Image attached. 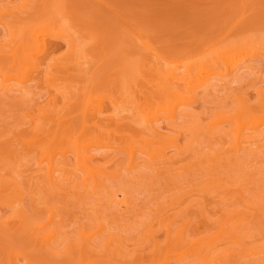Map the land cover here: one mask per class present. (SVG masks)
<instances>
[{"label":"rangeland","instance_id":"obj_1","mask_svg":"<svg viewBox=\"0 0 264 264\" xmlns=\"http://www.w3.org/2000/svg\"><path fill=\"white\" fill-rule=\"evenodd\" d=\"M47 24L55 33L70 28L81 46L80 59L78 47L62 38L52 56L53 46L38 52L49 61L34 55L43 69L59 71L54 79L27 65L18 42L23 31ZM234 45L244 52L219 65L224 78L211 73L183 85L186 101L170 111L153 64L178 66L185 75L186 66L192 71L199 59ZM263 45L264 0H0V68L19 70L16 81L0 85V264H264V135L238 148L234 131L245 111L264 123ZM69 58L74 68L64 73ZM92 97L100 99L94 113L101 117L93 125L107 127L111 140L88 121ZM116 107L126 109L119 128L108 125ZM146 121L163 140L145 129ZM66 127L92 139L93 164L106 171L99 167L97 189L83 184L69 154L57 153L52 182L47 161L39 164L42 140ZM154 150L165 156L150 157ZM15 181L17 203L10 196ZM116 193L125 198L115 200ZM42 225L43 234L55 235L45 246Z\"/></svg>","mask_w":264,"mask_h":264},{"label":"bare ground","instance_id":"obj_2","mask_svg":"<svg viewBox=\"0 0 264 264\" xmlns=\"http://www.w3.org/2000/svg\"><path fill=\"white\" fill-rule=\"evenodd\" d=\"M18 20V19H17ZM44 23V22H43ZM43 23L41 24V25H43ZM48 23H49V21H48ZM6 24V23H5ZM44 24H46V21H45V23ZM50 24H52V23H49V25ZM10 25H11V23H10ZM40 25V26H41ZM54 25V24H53ZM52 25V26H53ZM59 25V24H58ZM57 24H56V26H58ZM40 26H38L39 28H41ZM44 26H46V25H44ZM43 26V27H44ZM62 26V25H61ZM61 26H59V27H61ZM10 27V26H9ZM36 28V27H34V29L32 28V29H30L28 32H24L23 31V36L22 35H20V36H22L23 37V39H22V37H19L20 39H22L21 41L18 39V42H21L20 43V47H21V49H22V51H23V53H24V60L27 62V65L28 66H31V67H34L35 66V68L39 71V72H41L42 73V71H44L42 74L44 75H42V74H40L43 78H48L47 76H49V77H53V79H54V77L56 76V74L59 72V71H56L57 73L55 74V76H54V74L52 73L53 71V69L51 68H44V69H48V70H50V72L49 71H47V70H44L42 67H41V63L39 62V63H35V59H32V58H34V55L35 54H37L38 52H40L41 53V51L42 50H45V49H47L48 47L51 49L52 48V46H53V48L51 49V51H53V52H51L50 53V50L49 51H47V52H49L50 54H49V56H52L51 54H53L54 53V50L56 49V47H55V49H54V45H56L57 43V40H59L60 38H62L67 44H69V45H73V47H78V48H76L75 49V52H74V55H75V53L77 54V55H75L76 56V58L77 59H80V57H78V55H80V52L78 53V52H76V50H78V49H81V46H77L76 44H75V39L76 38H74L75 36L73 35L74 33H72L71 32V29L70 28H68V29H70V30H68L65 26V29H61L60 28V31H58V32H56L55 33V31H53V30H51V29H53L54 27H55V25L51 28V26H50V28L51 29H49L48 27V24H47V29H45V28H41V29H39V28ZM36 28V29H35ZM49 29V30H48ZM67 29V30H66ZM51 30V31H50ZM64 30V31H63ZM53 31V32H52ZM70 31V32H69ZM16 32H18V31H14V33H16ZM61 40V39H60ZM59 40V41H60ZM77 42V41H76ZM71 43H74V44H71ZM255 44V43H254ZM58 45V44H57ZM75 45V46H74ZM240 47H237V45H234V46H231V48L230 49H227V47L225 46V48H222V50H219L218 52H216L214 55H213V57L211 56L210 58L208 57V59L206 58V60L205 61H203V58H201L202 59V62L201 63H199L201 60L199 59V61H197L198 62V64H197V62L195 63V64H193V65H195V69L193 70V69H191L192 71H190V66L188 67V66H186V74L185 75H183L184 74V71L182 72H180L179 70H178V66H172V65H170V64H165L166 65V67H164V66H160V64H159V62L158 63H156V64H153V66H152V68H154V67H157V68H154L153 69V73L154 74H156L157 76V80H159L158 82H157V85H158V88L157 89H160V91H162V92H160L159 91V93H163L162 95L165 97V99H166V104H168V105H170L171 106V110L170 111H172V108L174 109V106H177V105H180V104H184L185 103V94H183L182 95V91H181V89H183L182 87H184V86H188V84H190L189 82H195L198 78L200 79V77L201 76H205V75H211V76H213V74L215 75V76H218V78H216V77H214L215 78V80L217 79V81H218V79H220L219 77H221L222 75H223V73H221V74H219L220 72H217L218 70V68H219V65L221 64V63H224V62H226L230 57H235V55L236 56H238L239 54H240V51L242 50V52H244V49L242 48V49H240L241 47H242V45H239ZM19 47V46H18ZM17 47V49H15L16 51L19 49ZM243 47H244V45H243ZM263 47H264V45H263ZM262 47V48H263ZM261 48V49H262ZM263 50V49H262ZM82 51V50H81ZM84 51V50H83ZM86 51V50H85ZM46 52V53H47ZM73 52V51H72ZM71 52V53H72ZM16 53V52H15ZM22 53V52H21ZM40 53H38V55H39V57L41 58V55H40ZM46 53L44 52L43 53V55H45L46 56ZM237 53H238V55H237ZM42 54V53H41ZM243 53H241V55H242ZM17 55V53L15 54V56ZM47 55H48V53H47ZM12 58H13V64L15 63L14 62V55L12 56ZM18 58H20V57H18ZM18 58H16V62H18L19 63V61L21 60V58H20V60L18 59ZM46 58H48V57H45V59H43V57L41 58L42 60V62H43V60L44 61H49V60H47ZM238 58V57H237ZM70 59V60H69ZM69 59H67V60H65V63H64V61H63V63L64 64H62V66L64 65V67L62 68V69H64L65 70V72L64 73H67L68 71H70V70H67L69 67L68 66H70L71 67V69L73 70V62H74V60H73V58L71 59V58H69ZM205 59V58H204ZM32 60H34L33 62L35 63V64H33V62H32ZM52 60H53V58H52ZM71 60H73V61H71ZM76 60V59H75ZM25 61H23L22 60V65H21V63L20 64H18V67H19V69L21 68L20 66H23L22 68H26V67H28V66H26V67H24V65H23V63L25 62ZM67 61H71V62H68V63H66ZM50 62H51V60H50ZM79 62V61H78ZM46 64L48 63V62H45ZM62 63V62H61ZM80 64H81V62H79ZM49 64V63H48ZM75 64H77L76 63V61H75ZM196 64H197V66H196ZM78 65V64H77ZM156 65V66H155ZM157 65H159V66H157ZM246 65V64H245ZM248 65V64H247ZM53 66V65H52ZM61 66V65H60ZM44 67V66H43ZM188 67V68H187ZM248 67V66H247ZM67 68V69H66ZM78 68V67H77ZM77 68L75 67V69H74V71L75 72H78L77 71ZM151 68V69H152ZM211 68V69H210ZM245 68V67H244ZM11 69V75H10V73L8 72L9 70H7V71H5V73H4V69H3V67H2V69L0 68V76H1V74H2V80H1V78H0V81H1V83H3L4 81L6 82L5 84L3 83V84H1L0 83V85H8L9 84V81H16V78H17V75L19 74V73H17V71H19V70H17V69H13V71L14 70H16V73L15 72H13L12 71V68H10ZM29 68H26V71L25 70H23V69H21L20 71H21V73H20V75H22L24 78H23V80H27L28 78H26L28 75V72L29 71H27ZM40 69L42 70V71H40ZM246 69V68H245ZM3 70V71H2ZM71 70V71H72ZM85 70V69H84ZM45 71H47V72H45ZM52 71V72H51ZM55 71V70H54ZM67 71V72H66ZM190 71V72H189ZM214 71H216V72H214ZM3 72V73H2ZM9 73V74H7V73ZM13 72V73H12ZM33 72V71H32ZM31 72V73H32ZM84 72V71H83ZM82 72V73H83ZM142 72V71H141ZM140 72V73H141ZM180 72V73H179ZM15 73V74H14ZM82 73H80V74H82ZM181 73H183V74H181ZM211 73H213V74H211ZM216 73V74H215ZM4 74L6 75V77H5V80L3 81V77H4ZM52 74V76H50ZM141 74H143V73H141ZM221 75V76H219V75ZM19 75V76H20ZM58 75V74H57ZM140 75V74H139ZM42 78V79H43ZM64 78V77H63ZM202 78V77H201ZM205 78V77H204ZM212 78V77H211ZM222 78H224V75L222 76ZM221 78V79H222ZM15 79V80H14ZM36 80H38L37 78H35ZM41 79V80H42ZM198 79V80H199ZM206 79V78H205ZM213 79V78H212ZM41 80H39V81H41ZM30 81V80H29ZM28 81V82H29ZM33 81V80H32ZM208 81V80H207ZM8 82V83H7ZM25 82V81H24ZM11 83V82H10ZM219 83V82H218ZM223 83V82H222ZM67 84V83H66ZM70 84V83H69ZM184 85V86H183ZM191 85H193V84H191ZM1 87V86H0ZM2 87H4V86H2ZM64 87H62V90L64 91L65 90V88L63 89ZM4 89H6L5 87H4ZM66 89H68L67 87H66ZM71 89V88H70ZM0 90H1V88H0ZM3 90V89H2ZM61 89H59V93H61L60 91H62ZM68 90H66L65 92H62L61 94H62V96L63 95H65V93H67V95H69V93L67 92ZM187 92H189V94H190V91H187ZM184 93V92H183ZM186 93V92H185ZM188 93H187V95H189ZM162 95H160L161 97H162ZM166 96H167V98H166ZM168 96L169 97H171L170 99L168 98ZM184 96V97H183ZM8 97V96H7ZM66 97V96H65ZM126 98V97H125ZM163 98V97H162ZM129 99V98H128ZM164 99V98H163ZM168 99V100H167ZM99 98H89V100H88V102H86L87 104H86V108H85V110L87 111H89V113L92 111L93 113H94V111L97 109V107H99L100 106V102H99ZM126 101V100H125ZM115 102H117V101H115ZM127 102V101H126ZM168 102V103H167ZM188 103V102H187ZM172 105H174V106H172ZM118 106V105H117ZM167 106V105H166ZM169 107L167 106V109H168ZM179 108H181V106L179 107ZM54 109V108H53ZM85 110L83 111L84 112V114H83V120H84V122H85V120L87 121L88 119L86 118V117H84V116H86V113H85ZM126 109H124V108H119V107H116L115 108V111H116V114L114 115V114H111V115H109V117L108 116H105V119H107V121L110 119V123L111 124H108L109 125V127H110V125H114L113 123L115 122L116 124L114 125V126H116V125H120L121 126V123H122V121H125V119L124 120H122L123 118H122V113L121 112H124ZM168 110V111H169ZM99 111L100 110H98L97 112L99 113ZM102 112H103V110H101ZM174 111V110H173ZM92 112H91V114L89 115V113H88V115H87V117L89 118V122H92L91 124H92V126L93 127H95V130H96V127H97V130L102 134V132H101V130L104 128H106L107 129V127H103L102 128V126H101V123H100V125H99V127H98V125H93V124H96L99 120H101V117L99 118V114L97 115L96 113H94V114H92ZM246 112V113H245ZM244 113H243V115H241V114H239L238 116H240V117H238L237 118V127L235 128L236 130H234L235 131V134H236V141H237V147L239 148L241 145H242V143H244V142H248L249 141V143H247V144H255V140L254 139H256V141H258L259 140V137H261V136H263L264 135V128H263V126L262 125H264V123H263V119H261L259 116H257V117H259V118H257L256 117V115H255V117L253 118V115H250V114H248V113H250V111H245ZM104 113V112H103ZM119 113H121V116H119ZM95 114H96V116H95ZM125 114H126V112H125ZM127 114H128V112H127ZM131 114V113H130ZM135 114V113H134ZM248 115V117L246 118V116ZM252 114V113H251ZM246 115V116H245ZM249 115H250V117L252 118V120L250 119V117H249ZM90 116V117H89ZM95 116V117H94ZM98 116V117H97ZM125 116V115H124ZM136 116V115H135ZM140 116V115H139ZM138 116V117H139ZM92 117H93V119H92ZM106 117H108V118H106ZM242 117V118H241ZM243 117H244V119H246V123L245 122H243V123H245V124H249V126L251 127V125H252V127L250 128V133H249V127H247L246 125H244L242 122H241V120L243 119ZM97 118V121H95L94 119H96ZM98 118H99V120H98ZM143 118V117H142ZM145 118V117H144ZM104 118H102V120H103ZM243 119V120H244ZM249 119H250V121H249ZM258 119H261V122L259 121H257ZM92 120H94V122L92 121ZM127 120V119H126ZM131 121H132V118L130 119ZM61 121V120H60ZM87 121V122H88ZM130 121V122H131ZM54 122H55V120H54ZM58 122V121H57ZM82 123V126H84V128L86 129L87 127H90L91 126V124L90 123H87V122H85V123ZM96 122V123H95ZM130 122H129V124H130ZM132 122H135L134 120L132 121ZM131 122V123H132ZM56 123V122H55ZM66 123V122H65ZM69 123V122H68ZM87 123V124H86ZM109 123V122H108ZM141 123H142V121H141ZM143 123H145V122H143ZM251 123V124H250ZM69 124H71V123H69ZM125 124V123H124ZM152 124H153V122H152ZM247 124V125H248ZM53 125V124H52ZM55 125H58V124H55ZM64 125V124H63ZM85 125H86V127H85ZM89 125V126H88ZM128 125V124H127ZM133 125H134V123H133ZM135 125H137V124H135ZM146 125H147V127L145 128L146 130H148L149 132L151 131V132H153L154 133V135L153 136H155L156 135V137L157 136H160V138L163 140V136L161 135V134H159V132L158 131H156L152 126H151V124H150V121H146ZM145 125V126H146ZM65 126H67V125H65ZM140 126V125H139ZM141 126H143V124H141ZM144 126V127H145ZM149 126H150V128H149ZM154 126V125H153ZM244 126H246V128H248V130L246 129V131H244L245 129H244ZM254 126V127H253ZM37 127V126H36ZM41 127V126H40ZM39 127V130L41 129ZM55 127V126H54ZM92 127V128H93ZM101 127V128H100ZM143 127V128H144ZM152 127V128H151ZM155 127V126H154ZM57 128V127H56ZM69 128V130H68V133L70 132L71 134H68L67 133V129ZM66 127V128H64V129H66V130H63V131H65L64 133L65 134H63V133H61L60 135H59V133L57 132V133H55V134H53L52 132L51 133H48V139H49V137H50V139L49 140H47V141H45L47 138H44V140H42V143H44V145H43V147L42 148H40L39 149V151L41 152V154H40V159H39V164H43V162H45V161H47V166H48V168H47V174H48V176H47V178H48V180H50L51 182H52V180H53V172H55V169L57 170V168L56 167H59L58 166V164H56L55 162H56V155H57V153H60V159H66V156L69 154L72 158H74L73 160H74V162H73V164H75L74 166L72 165L71 167H74L76 170L78 169V171L77 172H79V170H83L82 171V176H83V184L85 183V184H89V183H91L90 185L93 187V189L94 188H96L97 189V187L98 186H101V185H103V183L101 182V180H100V178L99 177H97V174H100V172H101V169L99 168V167H101V168H103L102 166H95L94 164H93V160L95 159V157H94V155H92V152H90V145H91V142H92V139H87V136H88V138H89V135H88V133H87V136L86 135H84V134H77V132H75L74 131V129H72V131H70V127ZM99 128V129H98ZM116 128H119V127H117L116 126ZM254 128V129H253ZM91 129V128H90ZM103 129V131H105L104 132V135H105V137H108V138H110L109 140H111L112 139V135H107V133H109L108 131H106V130H104ZM260 129H262V131L260 130ZM36 130V129H35ZM56 130H58V129H56ZM77 130V129H76ZM87 130V129H86ZM88 130H89V128H88ZM87 130V131H88ZM125 130V129H124ZM254 130H256V132H255V134H253L254 132ZM74 131V132H73ZM93 131V130H92ZM110 131V130H109ZM237 131V132H236ZM46 131H43V134L45 133ZM73 132V133H72ZM107 132V133H106ZM111 132V131H110ZM129 132V131H128ZM144 132V131H143ZM247 134H246V133ZM75 133V134H74ZM94 133L95 132H93V135H94ZM100 133H99V135H100ZM46 134V133H45ZM78 135V136H74V135ZM89 134H91V136H93L92 135V133H90L89 132ZM96 134V133H95ZM126 134H128V133H126ZM130 134V133H129ZM253 134V135H252ZM42 135V134H41ZM84 135V136H83ZM103 135V134H102ZM103 135V136H104ZM61 136V137H60ZM98 136V135H97ZM124 136V135H123ZM126 136V135H125ZM129 137H130V139H131V135H128ZM85 137V138H84ZM129 137H128V139H129ZM91 138V137H90ZM94 138V137H93ZM262 138H264V136L262 137ZM261 138V139H262ZM95 140H96V138H94ZM93 139V140H94ZM165 139V138H164ZM254 141H253V140ZM132 141H134L133 139H131ZM132 141H130V143L132 142ZM170 142H172V143H174L173 141H170ZM251 142H254V143H251ZM259 142V141H258ZM129 142H128V148H126L127 150V152H129L128 150H130V152H129V156H130V159H131V163H133L134 162V154L136 153V151H135V149H133V147H132V144H130ZM134 143V142H133ZM36 144V141H33V142H31L30 144H28V145H35ZM110 144H112V145H110V146H108L109 148L111 147V146H113V148H115V144L114 143H110ZM126 144H127V142H126ZM241 144V145H240ZM246 144V143H245ZM257 144V143H256ZM27 145V146H28ZM173 145H175V144H173ZM31 146V147H32ZM134 146V145H133ZM176 146V145H175ZM30 147V148H31ZM125 147H127V145L125 146ZM177 147V146H176ZM112 148V147H111ZM135 148V147H134ZM178 148V147H177ZM34 150H36L37 148H33ZM141 149V148H140ZM137 150V149H136ZM141 150H143V148L141 149ZM145 150V149H144ZM138 151V150H137ZM150 151V150H149ZM11 152V151H10ZM143 152V151H142ZM149 153V152H148ZM148 155H150V157H156V156H165L164 154H163V151H157V150H154L152 153H150V154H148ZM93 157H94V159H93ZM1 162V161H0ZM62 164V165H61ZM60 164V166H62L63 168H66V166L67 167H70V164L71 163H69V165L66 163V162H64V163H61ZM95 164H97V163H95ZM57 165V166H56ZM66 165V166H65ZM100 165V164H99ZM133 165V164H132ZM65 166V167H64ZM77 166V167H76ZM130 168V167H129ZM74 169V170H75ZM75 170V171H76ZM103 171L104 172H102V173H104L103 175H105L106 174V171L104 170V168H103ZM81 172V171H80ZM84 173V174H83ZM101 173V174H102ZM46 174V175H47ZM86 177V178H85ZM96 177H97V179H96ZM85 178V179H84ZM92 178V182L90 181V179ZM93 178H94V180H93ZM87 179H89V181L90 182H88V181H86ZM7 181V180H6ZM94 181V182H93ZM12 182V181H11ZM16 182V181H15ZM101 182V183H100ZM8 184V183H7ZM12 184V183H11ZM14 185V186H13ZM11 187L13 186V191L11 192V195L10 196H12V195H14V200H16V202L15 201H13V200H11L10 198L8 199V203H9V201H10V203H17V201L18 200H20V198L19 197H17V196H21V192H19V190H20V188H18L19 187V184L16 182L15 184L13 183L12 185H10ZM17 189H19L18 191H17ZM15 193V194H14ZM18 193H19V195H18ZM115 195V200H118V199H121V198H125V195L123 194V193H116V194H114ZM119 201V200H118ZM9 203V204H10ZM119 203H122L124 206H126V204H127V202L125 201V200H122V201H120ZM52 219H53V215L52 216H50V221H52ZM46 225V224H45ZM45 225H42V226H40L39 227V230L38 231H40V232H42V230L44 229V227H45ZM42 235H45V237H44V242H43V246H45L46 244H47V241L49 240V239H51V238H53L55 235L53 234V232H49V233H45V234H43V232L41 233ZM40 235V234H39ZM220 236V235H219ZM215 238H219V237H215ZM85 239H86V241L87 240H89L90 239V236H87V237H85ZM91 248V247H90ZM198 254H200V256H201V258H202V261L203 262H208V259H207V254L202 250V249H199L198 251ZM211 252V251H210ZM227 253V252H226ZM235 253V252H234ZM196 263V262H195ZM11 264V263H10Z\"/></svg>","mask_w":264,"mask_h":264}]
</instances>
